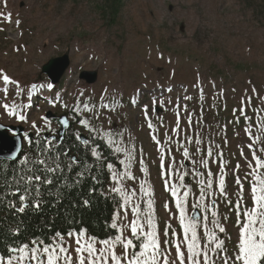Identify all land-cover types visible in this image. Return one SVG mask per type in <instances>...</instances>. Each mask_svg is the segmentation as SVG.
I'll list each match as a JSON object with an SVG mask.
<instances>
[{"label":"rangeland","instance_id":"rangeland-1","mask_svg":"<svg viewBox=\"0 0 264 264\" xmlns=\"http://www.w3.org/2000/svg\"><path fill=\"white\" fill-rule=\"evenodd\" d=\"M95 1L0 0V124L24 128L23 148L28 146L30 135L57 136L61 126L57 119L47 118L49 113L67 115L75 136L83 134L107 143L111 139L114 143L108 144L114 151L116 147L132 149L134 145L135 158L129 170L136 180L123 181L125 191L130 194L136 189L133 200L141 203L146 212V202L139 199L140 182L149 181L160 229L171 222L170 231L180 232L178 216L169 221V212L163 208L169 203L172 212H176L160 176L157 145L151 139L143 109L148 107L155 134L166 150L171 149L168 155L175 157V171L188 173L185 183L191 189L189 215L197 211L192 205L199 198L200 178L194 172L202 171L208 178V170L199 161L209 146L215 160H219L217 145L224 153L227 191L235 202L234 175L243 177L249 171L248 143L264 157V151H259L264 149V0H125L117 24L110 29ZM65 54L69 55L70 66L62 80L53 85L42 68ZM83 72H97V82L89 85L82 81ZM2 74L17 81L19 87L6 84ZM49 83L53 85L51 89L47 88ZM177 103L182 106L181 127L186 129L179 137L173 131ZM4 104L18 105L28 122L7 115ZM185 105L187 111L183 110ZM241 107L246 116L239 111ZM189 114L193 119L191 128L186 124ZM81 119H87L89 126L79 123ZM33 121L39 135L31 126ZM89 128L97 129L98 134ZM109 132L111 137L105 136ZM169 136L173 138L171 144ZM188 137H192L191 144L187 143ZM197 139L202 141L200 145L195 143ZM181 145L188 148L190 159L183 157ZM197 148L203 150L201 154L195 151ZM240 148L244 149V157L240 156ZM117 154L119 163L126 160L123 152ZM141 159L148 166V174L139 170ZM209 164L215 188L219 165L212 160ZM236 164L240 168L234 174ZM114 170L122 173L125 168L120 163ZM170 179L178 182V177ZM113 184L111 178L109 190ZM244 195L250 204L247 192ZM216 199L218 214L227 229L220 236L232 251L238 243L236 215L222 198L217 195ZM120 200L117 211L124 220L121 197ZM225 216L227 220L223 219ZM128 218H134L130 211ZM202 246H206L205 242ZM117 254H121L120 249Z\"/></svg>","mask_w":264,"mask_h":264},{"label":"snow or ice","instance_id":"snow-or-ice-1","mask_svg":"<svg viewBox=\"0 0 264 264\" xmlns=\"http://www.w3.org/2000/svg\"><path fill=\"white\" fill-rule=\"evenodd\" d=\"M8 19L11 20L10 13ZM2 79L6 84L19 87L18 82L12 80L7 74H2ZM35 87L36 85H33V88ZM52 87V84H47V88L51 89ZM7 91L6 88L5 92ZM167 91L171 92L172 89L168 88ZM185 99H191V97H185ZM159 103L163 107V101ZM65 107L67 106L65 105ZM103 107H108V105ZM175 107L176 121L173 131L179 137L182 131L186 132V129H183L180 123L182 106L177 103ZM3 108L7 115L13 116L21 122H28L27 115L18 111V105L4 104ZM183 110L187 111L186 105L183 106ZM239 111L246 116L244 107H241ZM143 112L151 139L157 145L160 176L166 191L172 198L176 212H172L169 203H165L163 208L169 212V221L178 216L181 231H170L173 227L171 222H166L164 230L160 229L155 215L154 189L149 181L140 182L142 195L139 199L142 203L146 202L148 209L146 212L143 211L141 203H136L133 200V197L137 195L136 189H133L130 194L125 191L123 181L136 180V176L129 170L135 158L133 155L135 146L133 145L132 149L116 147L115 151L117 153L123 152L126 157V160L120 161L125 168L122 173L115 171L111 163L106 165L111 171V178L114 182L110 191L119 194L123 201L121 208L124 212V220L120 219L121 212L118 210L110 224V228L116 230V234L108 239H98L95 235H91L87 228L83 227L65 230L64 234L61 231H56L50 239L38 237L22 242L17 246H7L5 254L0 255V264H264V172L260 171L264 169V157L258 155L257 150H253L254 146L251 142L248 143L247 147L251 151V160L246 158L249 171L243 177L234 175V183L237 185V189L235 192L236 200L233 202L229 199V192L227 191L228 172L226 170L227 162L223 160L224 153L219 150V145H217L216 156L219 157V160H215L213 159V148L209 146L206 154H203L199 161L201 167L208 170V178H205V173L202 171L196 170L194 172V176L200 178V188L199 198L192 205V208L203 213L198 219L196 215H189L188 211L191 192L188 184L185 183V177L188 173L175 171V157L168 155L171 149L166 150L161 139L155 134V126L148 116L149 109L147 106L144 107ZM236 120L238 122L239 117H236ZM61 123L68 125L69 121L65 119ZM79 123L85 127L89 126L87 119H81ZM186 124L189 128L192 127L191 114H189ZM31 126L33 129H37V135H39V130L34 121ZM89 131L98 134V130L95 128H89ZM246 131H248L249 136L252 135L249 130ZM111 135L110 132L105 133L107 137H111ZM79 138V134H77L76 139ZM172 139L169 136V144L172 143ZM176 142L179 143V140ZM192 142V137H188L187 143L191 144ZM89 143L88 140L83 141L85 146H89ZM108 143L111 145L114 141L109 139ZM195 143L200 145L202 141L197 139ZM224 143H227L226 138ZM29 144H32L30 139ZM37 147L38 154L33 152L31 156L23 155L22 159L12 157L10 170L6 174L0 172V181H3V186H0V193H4L0 196V203L5 198L11 197L8 199L7 206L14 209L13 215L25 213L26 209L38 210L43 201L36 198L42 197L44 192H47V188L44 186L57 187L59 180L71 179L66 177V173L72 172L73 168L80 163L79 158L70 156L68 152L63 151L50 140L39 143ZM181 148L183 149V157L190 159L191 153L188 148L183 145ZM90 150L97 161H102L101 153L97 152L94 147ZM195 151L201 154L203 150L197 148ZM259 151H264V149H259ZM240 156H245L243 148H240ZM210 160L219 165L215 188L212 179L214 173L209 164ZM17 161L19 167L16 166ZM139 163L142 165L139 170L148 174L149 169L144 161L141 159ZM195 163L193 161V164ZM239 168L240 165L236 164L233 173L235 174ZM169 169H173V171L170 173ZM88 171V167L84 166V171H78L75 180L72 182L80 184L82 182L80 177H83ZM9 176H11V181L8 180ZM170 177H178V182H174ZM93 178L95 179V177ZM250 178L254 179L250 180ZM245 182H248L247 189ZM245 192L250 198V204L245 200ZM217 195L227 205L231 206L232 212L236 215V227L238 229L236 239L238 243L234 245L232 251H229L225 239L220 236V234H226L227 229L221 222L217 211ZM83 203L87 205L89 201L84 200ZM129 211L134 218H128ZM223 219L227 220L228 217L225 216ZM209 223L212 224V229H209ZM19 227L18 224V232ZM202 242H205L206 246H202ZM118 249L121 250V254H117Z\"/></svg>","mask_w":264,"mask_h":264},{"label":"trees","instance_id":"trees-1","mask_svg":"<svg viewBox=\"0 0 264 264\" xmlns=\"http://www.w3.org/2000/svg\"><path fill=\"white\" fill-rule=\"evenodd\" d=\"M79 2L80 0H74ZM125 0H97L96 9L100 12L107 28L114 27L122 13ZM45 140H50L70 156L79 158L72 172L66 173L67 178L59 180L57 187L44 186L47 192L42 197V206L38 210L26 209L25 213L13 215L14 209L7 206V197L0 203V255H4L7 246H17L22 242L35 238H51L56 231L64 234L65 230L74 228H87L91 235L98 239H108L116 234V230L110 228L117 208L120 206V197L109 190L111 183L110 170L107 163L119 167L118 154L111 146L99 139H89V146H85L80 138L69 130L63 141L59 138H46V136L34 137L23 149L19 158L23 155L31 156L37 152V145ZM101 153L102 161L91 154V148ZM103 163V166L101 164ZM11 161H0V172L7 173L10 170ZM17 167H19L17 161ZM87 166L89 171L80 177L81 183L72 181L76 178L78 171H84ZM95 177V179L93 178ZM11 181V176L8 177ZM3 186V181H0ZM4 193H0V196ZM84 200L89 203L85 205ZM119 201V203H118ZM34 207V205H33ZM19 224V232L17 225ZM19 238H16V237ZM14 241V243H13Z\"/></svg>","mask_w":264,"mask_h":264},{"label":"water","instance_id":"water-1","mask_svg":"<svg viewBox=\"0 0 264 264\" xmlns=\"http://www.w3.org/2000/svg\"><path fill=\"white\" fill-rule=\"evenodd\" d=\"M70 66L69 55L65 54L62 57L55 58L49 61L43 68L42 73L47 75L50 79V82L53 85H57L63 78L64 74L68 70ZM80 79L85 81L89 85H93L98 80L97 72H83L80 75ZM48 119L58 120L61 128L57 133L54 139L59 138L60 141H63L66 133L71 128V122L67 115H63L57 117L51 113L47 115ZM67 119L69 121L68 125H63L61 122ZM24 128L23 127H14V126H4L0 124V161H11L12 157H20L23 152L24 147ZM11 133H16L15 136H12ZM30 140L33 139V136L30 135L28 137ZM46 138H48L46 136ZM80 140L83 142L84 140H88L89 138L85 135H80ZM194 215L197 218H200V214L198 211H195Z\"/></svg>","mask_w":264,"mask_h":264},{"label":"bare ground","instance_id":"bare-ground-1","mask_svg":"<svg viewBox=\"0 0 264 264\" xmlns=\"http://www.w3.org/2000/svg\"><path fill=\"white\" fill-rule=\"evenodd\" d=\"M112 77V76H111Z\"/></svg>","mask_w":264,"mask_h":264}]
</instances>
